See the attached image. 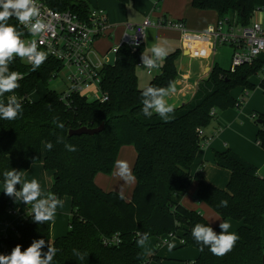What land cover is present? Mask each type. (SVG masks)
Masks as SVG:
<instances>
[{
  "label": "trees",
  "instance_id": "trees-1",
  "mask_svg": "<svg viewBox=\"0 0 264 264\" xmlns=\"http://www.w3.org/2000/svg\"><path fill=\"white\" fill-rule=\"evenodd\" d=\"M57 12L71 11L87 18L90 5L85 0H44ZM128 4L130 0H117ZM193 8L214 11L219 20L235 18L242 26H249L257 11L264 10V0H245L242 11L238 0H193ZM159 7V3L156 8ZM24 32L27 31L13 17L8 21ZM166 25V24H165ZM144 47L133 51L122 45L113 64H105L100 72L101 90L109 100L90 101L74 93L63 99L61 94L50 89L53 76L61 72V64L50 59L35 71L20 58L10 65L11 71L22 75L20 87L5 93L0 101L16 95L25 98L34 93L40 84L43 96L22 102L23 113L15 120L0 119V184L4 185V172L16 169L23 174L17 163L28 169L43 163L53 175L50 193L60 200H72V217L67 235L52 239L53 220L36 223L28 214L22 218L15 231L18 240L3 238L4 254H10L17 245L22 250L34 240L44 239L42 252H47L48 242L59 249L52 264H146L142 247L151 238H160L178 233L184 239L185 248H196L200 256L196 261H177L176 264H263L264 259V173L228 150L216 154L217 165L230 172L227 188H218L204 179L201 172L192 175V166L198 152L208 137H201L219 113L229 109H241L239 100L232 91L242 88L253 91L250 82L264 72V54L252 65H243L236 70L224 69L217 63L207 80L200 82L193 100L174 109L167 122L153 114L142 111V90L148 86L167 88L179 75L180 51L167 55L160 72L148 86L139 85L137 65L141 62ZM264 90V79L260 82ZM247 93V94H248ZM63 123L57 127L54 120ZM257 142L264 149V113L259 114ZM106 123L97 135L70 136L71 130L82 127L98 128ZM58 138L62 142H57ZM53 148L49 151L47 143ZM65 144L76 147L69 151ZM133 146L137 152L133 174L136 186L131 201L121 198L116 192H106L96 184L99 173L114 172L120 149ZM193 180L199 182L197 199L210 206L224 220L241 223L235 246L226 255L216 256L207 246L192 237L195 224L212 226L198 211L187 209L174 201L177 193H186ZM19 190L20 185H17ZM227 201V206H220ZM12 201L0 190V214ZM147 234L144 244L138 245ZM119 236L118 246L106 244L105 239ZM83 255L79 259L74 251ZM156 260L159 258L154 257Z\"/></svg>",
  "mask_w": 264,
  "mask_h": 264
},
{
  "label": "crops",
  "instance_id": "crops-1",
  "mask_svg": "<svg viewBox=\"0 0 264 264\" xmlns=\"http://www.w3.org/2000/svg\"><path fill=\"white\" fill-rule=\"evenodd\" d=\"M85 1L91 8L97 7L105 10L108 16V35L96 41L91 55L94 63L113 64L115 62L116 56L110 50L121 46L124 36L132 33L128 29V26L142 25L147 20L155 24H161L159 27L146 29L143 53L151 56V49L154 44L165 47L168 55L179 50L181 53L179 75L173 84L176 91L167 97V101L174 106V109H177L189 104L193 100L200 82L208 79L214 65L217 63V52L212 53L210 43L197 40L194 35L206 31L210 26L219 21V16L216 12L201 11L193 8V0H130L128 4L117 0ZM158 3L159 7L156 8ZM254 20L261 21V15L259 13L255 14ZM168 22H183L189 33L184 35L182 32L166 26L165 24ZM163 60L158 62L160 69L156 70L155 74L160 72ZM141 72L140 74L148 75L145 70H141ZM263 79L264 72L250 79L255 89L249 91L247 100L243 95L245 92L248 93V91L240 88L236 95L234 90L232 91L234 98L243 100L244 105L239 110L229 109L219 113L212 124L205 129L208 142L198 152L192 166V175L201 172L206 182L221 189L227 188L231 174L228 170L217 165L216 154L224 153L228 150H231L248 163L254 165L259 173H264V149L257 142L259 127L257 122L254 123L252 121V114L264 113V109L257 108L259 102H256L257 98L261 97L264 101V90L260 88V82ZM150 81L149 79L139 80V84L141 82V85L143 84L142 88H144L148 86ZM136 159L137 152L135 148L133 146H124L120 149L117 161L128 162L134 176L133 169ZM17 166L23 174V182H30L33 179L38 183L44 181L47 183L48 181L47 185L51 188L53 175L45 170L43 163L34 164L28 169L19 163H17ZM95 181L102 190L122 194L128 202L132 200L136 179L126 183L117 175L116 165L111 175L99 173ZM198 187L199 182L193 180L186 193L174 195V201L189 210L200 212L212 226H218L222 221L229 222V219L224 220L220 215L216 216V214H213L210 206L197 199ZM0 190L3 192L4 185L0 184ZM11 201L18 209V213L15 216L6 213V216L3 215L1 217L0 235L2 240L6 235L13 241H17L18 234L15 229L19 221L28 215L31 209L29 212H23L19 210L18 205L13 202V199ZM66 206L67 202H63L61 206H58L56 217L69 216L70 220L72 211L69 212L70 209ZM14 220L16 221L14 222ZM58 221L55 218L53 219L51 234L53 240L63 237L68 233L66 227L61 226V224L57 226ZM229 223L231 227L228 231L237 234L241 223L238 222L235 226H233L232 222ZM176 245L177 247L169 249L168 246L161 244V238L154 237L149 239L142 247L146 264H176L177 261H196L199 258L200 252L196 248L182 247L178 241H176ZM1 254H4V246L2 247ZM154 257L159 258V260H156Z\"/></svg>",
  "mask_w": 264,
  "mask_h": 264
},
{
  "label": "clouds",
  "instance_id": "clouds-1",
  "mask_svg": "<svg viewBox=\"0 0 264 264\" xmlns=\"http://www.w3.org/2000/svg\"><path fill=\"white\" fill-rule=\"evenodd\" d=\"M15 18L24 29L36 36L44 31L46 24L41 14L40 6L37 0H0V97L5 93L14 92L20 87L19 81L23 78L16 71L10 70V65L16 58L27 60L31 64L33 71L37 70L46 60V53L38 50L36 42H25L24 32L18 30L16 26L8 23ZM176 28H181L176 25ZM152 55L142 54V64L149 68L159 67V61L167 55V49L161 45L154 44L151 49ZM176 91L171 83L167 88L148 86L142 90V111L145 116L151 117L154 113L167 122L170 114L174 111V106L169 104L167 97ZM23 113L22 102L15 96L9 97L7 103L0 102V119L15 120ZM57 127L63 129L64 124L58 123V118L53 121ZM57 142H62L58 138ZM69 151H76V147L71 144H65ZM50 151L53 148L51 142L47 143ZM117 175L126 183L132 182L135 177L132 175L130 165L126 161H117ZM17 185H20L17 190ZM4 194L19 200L24 204L31 205V211L28 213L34 222L46 223L54 219L58 206L62 201L53 193L41 198L42 193L40 185L36 180L22 182V176L16 169L4 172ZM121 198H123L121 194ZM220 206L226 207L227 201H221ZM221 231L217 233L209 225L197 223L192 229L193 239L201 245V251L207 246L211 253L216 256L226 255L233 249L239 237L228 230L231 227L227 221L219 224ZM147 234L138 240V245H143ZM45 246V240H34L29 247L22 250V246L17 244L10 254H0V264H52L54 257L59 249L52 246L49 242L47 252H42ZM169 249L174 245L169 244ZM74 254L83 259V255L76 250Z\"/></svg>",
  "mask_w": 264,
  "mask_h": 264
},
{
  "label": "built area",
  "instance_id": "built-area-1",
  "mask_svg": "<svg viewBox=\"0 0 264 264\" xmlns=\"http://www.w3.org/2000/svg\"><path fill=\"white\" fill-rule=\"evenodd\" d=\"M37 3L40 6L46 28L36 36L25 29L28 36L24 40L26 43L35 41L38 50L46 53L47 58L44 62L53 59L61 64V72H66L62 87L58 89L52 87V83L58 78L60 72L56 73L50 81V89L61 94L63 99L69 98L71 94L79 93L81 96L91 99L90 101L102 103L108 101V95L100 87V72L105 64H96L91 58L96 41L108 35L109 23L105 10L93 7L87 18H81L71 11L57 12L50 8L44 0H37ZM257 13L261 15V21L252 20L249 26L238 24L235 18H227L219 20L206 31L195 34L194 37L197 40L209 42L213 54L217 52L218 47H231V70H236L243 65H252L260 55L264 54V10L255 12V14ZM176 25H180L181 28H176ZM159 26L161 24H155L149 20L142 25L128 26L132 33L124 36L122 45H127L133 51L138 50L144 44L146 29ZM166 26L178 30L184 35L189 33L183 22H168ZM121 46L111 49L110 52L116 56ZM23 61L31 65L27 60ZM137 69L145 70L148 75H153L160 67L149 69L141 61L138 63ZM32 94L25 98L15 96L21 102L25 99L31 102L36 101L31 100ZM8 99L9 97L3 99L5 104ZM239 105H243V100H239ZM252 119L258 120L259 114H252ZM199 134L204 137L205 130H199ZM6 211L13 216L18 213V209L13 203L9 204ZM5 237L7 236L5 235ZM160 238L163 246L172 244L177 247L176 241L181 246L184 245V239L178 233H171ZM104 242L110 246H118L121 240L119 236L115 235L105 239Z\"/></svg>",
  "mask_w": 264,
  "mask_h": 264
},
{
  "label": "rangeland",
  "instance_id": "rangeland-1",
  "mask_svg": "<svg viewBox=\"0 0 264 264\" xmlns=\"http://www.w3.org/2000/svg\"><path fill=\"white\" fill-rule=\"evenodd\" d=\"M216 56H217L216 57L217 64L220 65L222 68L229 69L231 67V59H232V57H231L232 56V49H231V47H229V46L218 47ZM140 73H142V72H141L140 69H138V77H139V80L140 81H142L143 79H149V81H150L155 75H157V74H155L156 72L153 75H143V74H140ZM65 76H66V72L65 71H62L59 74L58 78L52 83V87H55L56 89L62 87L63 80H64ZM262 77H263V75H262ZM139 85H140V87H142L143 84L141 85V82H140ZM238 89H240V88H236L234 90L235 95L237 94ZM44 92H45L44 86L42 84H40V86L38 87L37 92H35V93H33L31 95L32 96L31 97V100H38V99H40L43 96ZM248 94H247V92H245V94L243 95L246 100L248 99ZM0 102L4 103V100H1ZM256 102H259L257 108L263 110L264 109V101L262 100V97L259 98V99L257 98V101ZM252 121H254V123L256 122L253 119H252ZM44 182L39 183L40 189H41V193H42L41 198L46 197L50 193V188L47 185L48 184V181H47V183L46 182L44 183ZM6 197H8L10 200L13 199V202L16 205H18L19 210H21L23 212H29L30 211L31 205L24 204L23 202H21L19 200H15L14 198L9 197L7 195H6ZM61 201H62V204H63V202H67V206L66 207L68 209H70L69 212H71L72 211L71 199L69 197H66V198L62 199ZM68 209H66V210L68 211ZM211 210H212L211 212L213 214H216V216H218V214L212 208H211ZM6 213H7V211H5L4 213L0 214V219H1V217L3 215L6 216L7 215ZM68 217H66V216L65 217H63V216H59V217L57 216L56 217V215H55L54 218L56 219V221L59 220L57 226L61 224V226L66 227V229H68V231H69L70 220H69ZM15 221L16 220H14V222ZM228 221L229 222H232L233 226L237 225V223H238L236 220H233V219H229ZM13 234H15V233L13 232ZM3 246H4L3 245V240H2L1 235H0V254L2 252V247Z\"/></svg>",
  "mask_w": 264,
  "mask_h": 264
},
{
  "label": "water",
  "instance_id": "water-1",
  "mask_svg": "<svg viewBox=\"0 0 264 264\" xmlns=\"http://www.w3.org/2000/svg\"><path fill=\"white\" fill-rule=\"evenodd\" d=\"M238 5L241 7L242 11L245 9V0H238ZM258 124H262V121L259 120ZM106 123H103L101 126L98 128H88V127H82L77 130H71L69 132L70 136H81V135H90L94 136L97 134H100L104 128H105ZM263 264H264V259H263Z\"/></svg>",
  "mask_w": 264,
  "mask_h": 264
}]
</instances>
